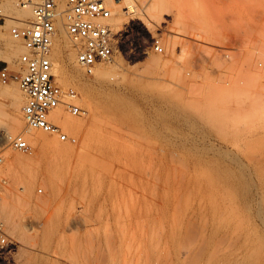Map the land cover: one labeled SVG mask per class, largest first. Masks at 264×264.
<instances>
[{
  "label": "rangeland",
  "instance_id": "obj_1",
  "mask_svg": "<svg viewBox=\"0 0 264 264\" xmlns=\"http://www.w3.org/2000/svg\"><path fill=\"white\" fill-rule=\"evenodd\" d=\"M130 1L138 9L134 14L125 13ZM157 3L149 8L139 0H124L117 8L114 0L108 1L111 15L107 22L111 21L118 45L112 59L102 63L106 69L97 75L87 74L70 61L69 55L76 59L77 49L66 36L64 20L62 26L57 23L50 51L52 71L61 87L77 91L75 102L84 110L74 114L62 105L54 109L62 121L78 122L77 128L67 129L66 124L62 127L66 120L61 123L50 118L69 139L27 128L22 114L25 99L18 83L0 84V90L15 84L21 102L14 106L0 91V125L12 113L19 114L22 124L15 135L22 132L27 139L31 131L41 132L69 150L55 154L46 149L44 159L38 154L39 146L29 141L26 151L0 141V199L15 203L16 193L21 194L27 180H32L35 187L30 190L41 209L39 213L26 211L21 217L23 225L55 211L63 213L66 221L67 212L87 208L91 199V209L104 212L150 209L163 198L184 205L196 189L203 192L198 188L201 183L213 181L211 185L219 189L211 190L225 197L228 206L224 221L240 225L250 247H256L264 258V0ZM31 20L30 6L0 0V67L21 70L19 58L28 49L11 35L10 28ZM154 40L162 51L155 49ZM13 50H17L15 55ZM227 112L233 120L230 124L225 119ZM15 153L32 157L17 165L19 178L6 171ZM60 161L68 165L66 170L62 167V175ZM84 163L85 168L89 164L87 168L92 165L93 169V175L91 168L86 173L98 177L92 178L93 183L90 177V183L83 178ZM79 168L82 176L77 173ZM56 170L59 174L54 175ZM49 171L56 176L54 181L50 182ZM79 174L83 179H76ZM67 221L75 220L69 217ZM3 228L10 242L0 247V264H23L30 254L15 244L4 224ZM226 240H221L224 246L229 245ZM50 259L42 261L59 264L62 260L55 259V263ZM248 261L243 264H250Z\"/></svg>",
  "mask_w": 264,
  "mask_h": 264
},
{
  "label": "bare ground",
  "instance_id": "obj_2",
  "mask_svg": "<svg viewBox=\"0 0 264 264\" xmlns=\"http://www.w3.org/2000/svg\"><path fill=\"white\" fill-rule=\"evenodd\" d=\"M108 1L110 0H105L107 6ZM114 2L116 3V7L120 8L123 6L124 0H114ZM139 2L141 5L148 6L149 8L152 5L158 4V0H139ZM136 11H138V9L135 4L132 1L127 2L125 13L134 14ZM62 21L63 17H59L56 22V27L57 23L62 26ZM113 24H115V20ZM66 36H71L68 31ZM15 51L17 50H13V55H15ZM114 52L116 53V49ZM115 56L116 54L113 60ZM69 59L72 62L74 61L76 65H80L77 57L75 59V57L69 55ZM119 59L117 61L118 64L119 62L121 63ZM105 69L103 64L99 63L95 66L93 73L97 75L102 73ZM108 69L109 68H107V70ZM0 91L3 95L11 98V102L14 106L15 103H18V105L21 103L19 99V89L15 84L6 85L1 88ZM15 100H19V102ZM54 111L55 112L52 111L53 113L51 112L52 115L50 114V118L53 121H60L61 123L66 120L65 123H62L64 124L63 126L61 125L62 127L66 124L69 126V128L66 126L67 129H70V126L72 129L73 127L75 129L76 125H79L76 120L72 121L70 118L63 119L62 121L61 116L59 117V113L56 112V110ZM20 117L19 114L12 113L9 116L8 122L4 125H0V141L10 144L11 139L15 135L14 132L21 127L22 120ZM225 119L230 121L229 124L233 121L228 112L226 113ZM233 124H236V126L240 125L234 122ZM238 128L239 127H237V129ZM26 140L31 144L39 146L40 152L38 154L39 156L41 155L40 157H42L43 151L46 149L48 153L54 151L55 154L56 152L57 154L58 152H63L64 154L69 151L67 145L66 147L59 141L55 139L52 140L41 132L31 131ZM85 145L87 144L85 143ZM44 155L45 154H43V158H46V155ZM31 160V155L15 153L11 156L9 162H7L8 168L6 167V171H11L9 173H12L14 177H18L20 174L16 170L17 165L22 166ZM39 160L41 159L39 158ZM60 162L63 163L64 161ZM66 162L67 161L63 163V166H60V163L59 168L57 167L58 165H55L57 163L59 164V162H55L53 166L57 167L58 170L61 169L59 170L60 172H65L62 167L65 168V170L68 169ZM90 164H92V162H90ZM49 165L52 166L51 164ZM84 165L86 166L85 163L82 166L84 167ZM92 165H90L91 169ZM95 166L97 165L94 164L93 168H95ZM87 167H89V164ZM86 168L84 167L82 170L85 176H83V178L88 182V178L90 177L89 179H91L92 182V180H95L97 177L96 171L94 170V175L96 177H91L90 175H93V169L92 173L90 172L91 174L88 172L89 175L86 173ZM90 168H87V170L89 169L90 171ZM58 170L54 171V175H56L55 172ZM78 170H80V168L77 169V173H80L81 170ZM59 171L57 172L58 174ZM62 172L60 173L61 175L63 174ZM48 173H50V171L47 172V174ZM77 173H75V176ZM52 174L53 173L48 174L50 182L54 176H52ZM80 174L79 176L77 175L76 179L79 177L83 179L81 178L82 174L81 176ZM63 177L64 176H62L61 180H63ZM3 179L4 177L2 180ZM12 179L13 178H11V180ZM31 181V179L27 180L26 186L21 188V194L16 193L15 199L12 197L15 203H7L5 200H2V198L0 199V222L5 225L8 234H11V238L12 236L15 238V244L20 247V249L21 247L25 248L27 253L30 254V258L29 255L27 256V258H29L28 260H26L27 258L24 259L25 264H45L47 262L43 263L42 260L49 259L50 257V260H54L55 263L57 261L55 259H62L60 260L61 262L59 261V264H243L246 260H249L251 262L250 264H264V258L260 256L261 253H259V250L256 247L253 249L254 247L252 245L251 247L253 248H251L250 239L244 234H241L243 233L242 227L236 223L224 221L223 216L228 213V206L226 205L225 197L219 196V193H213L212 190H217L216 192H218L219 189L211 185L212 183L210 182L213 181H205L206 183H204V185L199 181L201 183L200 185H202L201 187L200 185H196L197 183L199 184V182H197L194 187L198 186V188H203V192H200L202 190L199 189L196 191V189L195 194L190 197L189 202L185 201L184 205H182L179 200L163 198L160 204H155L150 207V209L139 207L127 211L104 212L94 210L93 208L92 210V201L94 199H91L92 205L88 203L90 206L87 205V208L67 212L65 214L66 221L62 218L64 215L63 213L55 211L44 215L45 217H43V214L41 217L38 215V218L37 216L36 218L34 217V219L31 217L32 219L27 220L28 223L22 225L21 217L26 211L33 209L36 213H39L41 209L37 202L38 199L35 201V198H37L36 196L34 198L33 194L35 192H31L30 190L35 187L31 186ZM69 182L71 183V181ZM82 182H84V180ZM45 183L47 182L45 181ZM53 183L54 186L55 182ZM70 185L71 184H69V188ZM74 189L76 188L72 187V190ZM209 191H211L212 194H208ZM67 193L69 192L67 191ZM69 217L73 218L75 221H67ZM222 239H229V245H226V240L223 241L225 243L224 246L221 241ZM256 250H258V252ZM48 264L53 263H49L48 260Z\"/></svg>",
  "mask_w": 264,
  "mask_h": 264
},
{
  "label": "built area",
  "instance_id": "obj_3",
  "mask_svg": "<svg viewBox=\"0 0 264 264\" xmlns=\"http://www.w3.org/2000/svg\"><path fill=\"white\" fill-rule=\"evenodd\" d=\"M20 7L30 6L32 20L24 25H13L11 35L22 41L28 49L19 60L21 70L10 72L0 67V84L15 80L24 95L22 114L27 127L57 134L69 139L61 127L50 119L51 112L59 105L74 114L84 113L75 102L77 91L61 87L52 71L50 51L56 33V22L63 17L77 49V60L87 74H92L97 64L110 61L118 41L107 19L110 10L105 0H16ZM154 47L162 51L158 40ZM11 146L28 150L29 145L22 132L14 135ZM1 161V156H0ZM9 236L0 222V247L9 245Z\"/></svg>",
  "mask_w": 264,
  "mask_h": 264
}]
</instances>
